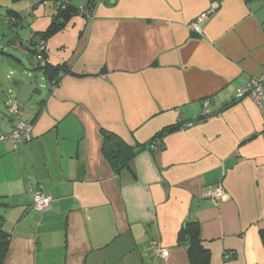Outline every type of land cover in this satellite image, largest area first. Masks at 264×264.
I'll use <instances>...</instances> for the list:
<instances>
[{
    "label": "crops",
    "instance_id": "0c3cea01",
    "mask_svg": "<svg viewBox=\"0 0 264 264\" xmlns=\"http://www.w3.org/2000/svg\"><path fill=\"white\" fill-rule=\"evenodd\" d=\"M70 2L76 11L46 38V58L34 48L56 3L7 0L0 12V23L18 17L5 44L21 58L0 53L24 66L0 74V130L14 128L17 100L34 127L27 143L0 141L6 263L191 264L180 234L198 221L210 264H264L263 117L237 98L264 73V0ZM87 4L91 13L78 9ZM206 11L203 33L190 30ZM44 62L64 66L55 86ZM178 122L191 125L121 173L104 156L103 131L136 145ZM217 184L225 194L215 200ZM36 190L52 197L49 209L33 207Z\"/></svg>",
    "mask_w": 264,
    "mask_h": 264
},
{
    "label": "trees",
    "instance_id": "16d2710c",
    "mask_svg": "<svg viewBox=\"0 0 264 264\" xmlns=\"http://www.w3.org/2000/svg\"><path fill=\"white\" fill-rule=\"evenodd\" d=\"M91 1V0H89ZM58 14L55 17V20L52 22V24L49 26V28L43 32L40 33L38 37V44L37 47L34 48L38 54H41L43 58H46V50L40 51L38 48L39 40L44 39L48 37V35H51L55 33L58 29L62 28L64 26V22L69 18L70 15L75 13L76 7L73 6L72 3H70L69 6L66 8H57ZM19 19L21 18V15H19ZM62 17V19H60ZM18 17H16L14 20L17 21ZM12 19H7L6 22L9 26H12V22L14 21ZM17 23V22H15ZM14 23V24H15ZM64 67V66H63ZM62 65H54L50 62H44L43 65H41V69H43V72L45 73V76L51 81H58V74L63 68ZM184 123L178 122L177 124L168 125L157 134H155L148 142L146 143H138L136 145H130L127 142H124V140L119 137L117 134L110 132V131H103V153L107 161L110 163L111 167L116 173H121L123 170L130 168L132 161L134 158L143 151L146 146H152V144L158 143L157 140L162 138L165 134L181 129L180 127ZM6 206V203L2 202L0 199V207ZM6 217L3 212L0 211V264H7L6 263V256L9 251L10 246V240H11V234L7 232L5 229V220ZM198 221H188L185 225L186 232H187V240L186 243H188V254L190 258L191 264H210L211 262V250L209 248H206V246L203 244L201 238H200V224H198ZM261 238L264 244V228L261 229ZM264 246V245H263Z\"/></svg>",
    "mask_w": 264,
    "mask_h": 264
},
{
    "label": "built area",
    "instance_id": "2783aa9c",
    "mask_svg": "<svg viewBox=\"0 0 264 264\" xmlns=\"http://www.w3.org/2000/svg\"><path fill=\"white\" fill-rule=\"evenodd\" d=\"M50 0H35L36 4L39 3H47ZM56 3L57 8H66L67 6L70 5V0H51ZM94 3V2H93ZM92 3V5H93ZM90 5L87 4V6H82L79 7V10H83L85 13H91L89 10H86L87 7ZM32 5L28 2L27 5V10L26 13L27 15L31 13L32 11ZM210 15V11L202 12L199 14L195 19H193L189 27L191 28L190 30H193L194 32L198 34L203 33V27L202 24L203 22L207 19V16ZM45 40L40 39L39 40V45L38 48L40 51H43L45 48ZM57 82L53 81L51 85L55 86ZM237 98H248L249 100H252L256 106L259 108V112L262 113L263 117V129H262V134L264 136V73L260 74V76H254L252 77L249 82L243 86L238 88L237 90ZM206 104L208 105V102L206 101ZM23 106L17 101H12L8 104V113L10 117L12 118L14 122V128L9 132V133H4L3 131L0 130V141L3 140H11L15 146H18L23 143L29 142L32 138L33 135V125L32 123L28 122L24 118V110ZM191 123H185L183 124L180 128L184 129L189 127ZM225 194V189L222 187V184H217L215 186V190L212 194V197L216 200L220 199L223 197ZM34 201H33V207L37 210H47L50 208V203L52 200V197L49 195H46L43 191L41 190H36L34 193ZM152 246V251L163 258H167L169 256V250L167 247H165L160 240H154L151 243Z\"/></svg>",
    "mask_w": 264,
    "mask_h": 264
},
{
    "label": "rangeland",
    "instance_id": "374dc122",
    "mask_svg": "<svg viewBox=\"0 0 264 264\" xmlns=\"http://www.w3.org/2000/svg\"><path fill=\"white\" fill-rule=\"evenodd\" d=\"M7 3V0H0V12L2 14H4V12H6L7 7L5 6V4ZM31 16H28V18H30ZM26 18V17H25ZM32 18V17H31ZM6 33V34H5ZM15 32L12 30L11 26L8 25L7 22H2L0 23V49H3L5 51V53H12L13 55L19 56L20 54L17 52L18 50L15 49L13 46L11 45H7L5 44L6 39L9 36H12V34H14ZM15 35V34H14ZM1 51V50H0ZM22 51V50H21ZM20 57V56H19ZM21 58V57H20ZM33 58V57H31ZM23 61V58H22ZM25 63V61H24ZM12 67H14L13 69H15L14 71L17 73L18 71L21 72L24 69V66H22L19 62L15 61L12 57L7 56L6 54H2L0 53V74L1 76H3L2 74L6 75L9 73L10 69H12ZM12 69V70H13ZM40 70L38 69H34L32 70V73H39ZM42 77L43 74L39 73ZM5 78V76H3Z\"/></svg>",
    "mask_w": 264,
    "mask_h": 264
},
{
    "label": "water",
    "instance_id": "95a60500",
    "mask_svg": "<svg viewBox=\"0 0 264 264\" xmlns=\"http://www.w3.org/2000/svg\"><path fill=\"white\" fill-rule=\"evenodd\" d=\"M187 232H186V227L184 225L181 234H180V241H186L187 240Z\"/></svg>",
    "mask_w": 264,
    "mask_h": 264
}]
</instances>
